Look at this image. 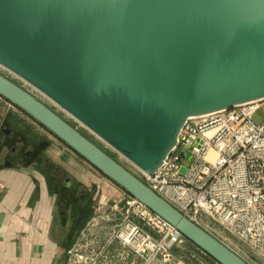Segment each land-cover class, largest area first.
<instances>
[{
	"label": "water",
	"instance_id": "water-1",
	"mask_svg": "<svg viewBox=\"0 0 264 264\" xmlns=\"http://www.w3.org/2000/svg\"><path fill=\"white\" fill-rule=\"evenodd\" d=\"M0 66L153 174L189 120L264 101V0H0ZM0 96L220 264H250L1 72Z\"/></svg>",
	"mask_w": 264,
	"mask_h": 264
},
{
	"label": "built area",
	"instance_id": "built-area-1",
	"mask_svg": "<svg viewBox=\"0 0 264 264\" xmlns=\"http://www.w3.org/2000/svg\"><path fill=\"white\" fill-rule=\"evenodd\" d=\"M261 111L264 101L191 119L162 168L153 174L137 168L136 173L211 234L208 221L231 235L237 249L213 234L250 264H264V120L255 121ZM98 210L89 225L113 224L122 264H220L126 191L100 201ZM69 257V264L101 263L79 245Z\"/></svg>",
	"mask_w": 264,
	"mask_h": 264
},
{
	"label": "crops",
	"instance_id": "crops-1",
	"mask_svg": "<svg viewBox=\"0 0 264 264\" xmlns=\"http://www.w3.org/2000/svg\"><path fill=\"white\" fill-rule=\"evenodd\" d=\"M26 117L0 96V264H65L99 202L124 192L33 118L41 131L17 132Z\"/></svg>",
	"mask_w": 264,
	"mask_h": 264
},
{
	"label": "rangeland",
	"instance_id": "rangeland-1",
	"mask_svg": "<svg viewBox=\"0 0 264 264\" xmlns=\"http://www.w3.org/2000/svg\"><path fill=\"white\" fill-rule=\"evenodd\" d=\"M0 72L11 78L12 80L16 81L17 83L21 84L28 90H30L32 93L37 95L40 99H42L44 102H46L48 105H50L53 109H55L59 114H61L63 117H65L67 120H69L71 123H73L77 128H79L81 131H83L85 134H87L90 138H92L96 143H98L102 148H104L107 152L113 154L116 159H118L121 163H123L125 166H127L129 169H131L134 173H138V169L129 161H127L124 157H122L120 154L115 152L111 147H109L107 144L103 143L98 137H96L93 133H91L89 130H87L85 127H83L80 123L75 121L70 115L65 113L60 107L55 105L52 101H50L47 97L42 95L40 92H38L36 89L31 87L29 84L25 83L21 79H19L14 74L10 73L6 69L0 66ZM20 112V111H18ZM27 122L21 123L19 126H14V129H16L17 132H19V127L27 130V132L40 130L41 127H39L37 124L33 123L32 119L29 117ZM264 120V112H259L255 116V121L260 123ZM48 132V131H47ZM112 184L115 186H118L114 181L109 179ZM121 190H123L120 186H118ZM123 192H125L123 190ZM99 204L97 205V207ZM92 219V218H91ZM91 219L85 224V226L78 232L76 235L72 246L69 248H73L75 245H79L80 248H82L83 252L87 254L89 258L97 259L100 264H122L120 255L123 251V248L121 244L113 238V224L108 222H95L96 225L92 226V223L89 225V222ZM210 225V231L218 237L220 240L228 243L232 247H236L234 245V240L227 232H224L218 225L215 223L208 221ZM94 223V224H95ZM237 249V248H235ZM69 250L67 252V259L65 264H69ZM242 255L249 259L247 253L245 250L240 249Z\"/></svg>",
	"mask_w": 264,
	"mask_h": 264
},
{
	"label": "trees",
	"instance_id": "trees-1",
	"mask_svg": "<svg viewBox=\"0 0 264 264\" xmlns=\"http://www.w3.org/2000/svg\"><path fill=\"white\" fill-rule=\"evenodd\" d=\"M73 124V123H72ZM87 135V134H86ZM88 136V135H87ZM89 137V136H88ZM92 139V138H91ZM109 153V152H108ZM111 154V153H110ZM113 157H115L113 154H111Z\"/></svg>",
	"mask_w": 264,
	"mask_h": 264
}]
</instances>
